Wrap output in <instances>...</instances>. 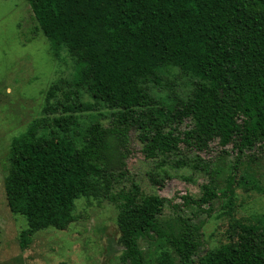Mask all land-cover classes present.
Here are the masks:
<instances>
[{
	"label": "trees",
	"instance_id": "16d2710c",
	"mask_svg": "<svg viewBox=\"0 0 264 264\" xmlns=\"http://www.w3.org/2000/svg\"><path fill=\"white\" fill-rule=\"evenodd\" d=\"M23 1L52 50L65 48L75 59L74 98L62 107L65 113L94 112L99 105L112 113L106 124L90 123L80 144L37 135L34 127L12 140L3 183L7 208L27 222L22 249L37 231L65 230L79 197L97 194L98 183L124 172L132 131L148 160L180 144L199 152L216 138L222 147L232 145L237 156L226 189L205 185L198 200H183L201 208L228 196L241 155L264 142V0ZM171 68L192 89L159 119L158 105L169 97L161 95L163 74ZM83 90L93 104L79 101ZM187 119L192 129L177 132ZM52 123L63 134L78 127L72 115ZM169 203L158 196L127 200L119 216L123 264H143L138 240L157 233ZM231 234L197 263L264 264V232L236 222ZM166 243L181 264H192L201 247L199 228L180 220ZM160 263L171 264L166 251Z\"/></svg>",
	"mask_w": 264,
	"mask_h": 264
},
{
	"label": "rangeland",
	"instance_id": "374dc122",
	"mask_svg": "<svg viewBox=\"0 0 264 264\" xmlns=\"http://www.w3.org/2000/svg\"><path fill=\"white\" fill-rule=\"evenodd\" d=\"M74 63L65 48L52 50L25 1L0 0V264H123L119 216L129 198L138 202L158 196L170 201L158 217L157 233L138 240L143 264H161L165 251L171 264H181L166 243V236L180 220L199 228L201 247L192 264L227 244L236 222L264 232V142L241 155L228 196L199 208L184 203L183 198L198 200L205 185L220 192L226 189L237 156L232 145L222 147L216 138L199 152L180 144L176 152L148 160L141 152L137 132L132 131L124 172H115L107 184L98 183L97 194L79 197L74 203L75 220L65 230L37 231L22 249L20 234L27 222L7 208L3 183L12 140L34 127L37 135H58L80 144L90 123L106 124L111 118L112 111L104 105L94 112L65 113L62 107L74 98ZM163 79L161 95L169 97L158 105L159 119L174 110L179 95L192 89V82L177 69L165 70ZM79 94L80 102L93 104L84 90ZM68 115L77 118L78 127L63 134L52 121ZM192 127L187 119L177 132Z\"/></svg>",
	"mask_w": 264,
	"mask_h": 264
}]
</instances>
